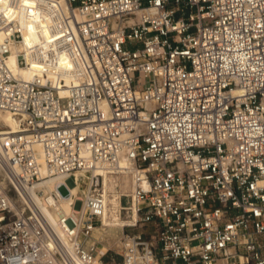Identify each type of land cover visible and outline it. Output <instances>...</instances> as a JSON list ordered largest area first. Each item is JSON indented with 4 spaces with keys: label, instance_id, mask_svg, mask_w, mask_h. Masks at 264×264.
<instances>
[{
    "label": "built area",
    "instance_id": "built-area-1",
    "mask_svg": "<svg viewBox=\"0 0 264 264\" xmlns=\"http://www.w3.org/2000/svg\"><path fill=\"white\" fill-rule=\"evenodd\" d=\"M0 112V264H264V0H0Z\"/></svg>",
    "mask_w": 264,
    "mask_h": 264
},
{
    "label": "bare ground",
    "instance_id": "bare-ground-1",
    "mask_svg": "<svg viewBox=\"0 0 264 264\" xmlns=\"http://www.w3.org/2000/svg\"><path fill=\"white\" fill-rule=\"evenodd\" d=\"M40 37H44V35L42 36H38L35 28L33 26L28 27V31L26 33V35L24 36V40H23V45L21 47V50H24L27 48V46L31 45V43H33L34 41H38L40 39ZM64 67H69L70 64L69 63H64L62 64ZM8 68L9 70L12 72V74L17 78L18 76L27 80L31 77V72L30 71H24V70H19V68L16 65V57L15 54H12L8 60ZM0 127L3 130L9 129L7 131H2L0 129V135H6L8 133H15L18 132V127H17V122L15 121V119L9 115V114H4L0 112ZM121 165H123V163L121 162ZM119 179H115L114 177H105L104 182H105V189L108 190L110 193H114L112 190H114L115 185H117L119 183L120 187L122 189L127 188V184L122 183L120 181H118ZM60 182V180L57 179H49L46 181L41 182L40 184H37L36 186L32 187L31 189H29V191L31 192L32 196L36 199L35 195H36V190H43L45 192L50 193L52 191H54L56 184ZM78 189L76 188L74 190V192H77ZM111 199V198H110ZM38 201V199H37ZM114 205V202H112ZM39 208L45 213V215L47 216V218L49 219V221L51 222L52 225L55 226V222H56V217L58 216L59 213H65V214H70L72 209H70L68 202L61 200V202L59 204H56L54 202V199L50 198H45L43 199L39 204ZM55 207L57 209L56 210H49L48 207ZM113 209H110V212H107L105 214L104 217V223L108 224V225H113L111 222V219L114 218V214H113ZM122 221H118V225H120ZM95 264H101L99 261H97Z\"/></svg>",
    "mask_w": 264,
    "mask_h": 264
},
{
    "label": "rangeland",
    "instance_id": "rangeland-1",
    "mask_svg": "<svg viewBox=\"0 0 264 264\" xmlns=\"http://www.w3.org/2000/svg\"><path fill=\"white\" fill-rule=\"evenodd\" d=\"M1 130L2 131H7V130H9V129H6V130H3L2 128H1ZM119 187H120V185L119 184H117ZM128 183H127V188H125V189H128L129 187H128ZM113 192H116V191H118V187H114V190H112ZM60 192L63 194V195H65L66 194V189L65 188H61L60 189ZM116 231H115V229H109V230H107L105 233H100V232H96L95 234H94V237H96L97 239H103L104 241H108L109 242V244H112L113 242V240H115V236H116ZM112 262H115V264H117L118 263V255L116 254V252H114V251H109L108 253H107V255L105 256V258H104V260H103V264H109V263H112Z\"/></svg>",
    "mask_w": 264,
    "mask_h": 264
}]
</instances>
